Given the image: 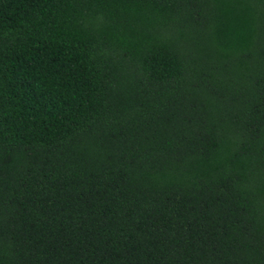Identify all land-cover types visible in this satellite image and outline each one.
Listing matches in <instances>:
<instances>
[{
  "label": "trees",
  "instance_id": "obj_1",
  "mask_svg": "<svg viewBox=\"0 0 264 264\" xmlns=\"http://www.w3.org/2000/svg\"><path fill=\"white\" fill-rule=\"evenodd\" d=\"M0 264H264V0H0Z\"/></svg>",
  "mask_w": 264,
  "mask_h": 264
}]
</instances>
